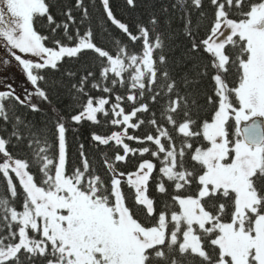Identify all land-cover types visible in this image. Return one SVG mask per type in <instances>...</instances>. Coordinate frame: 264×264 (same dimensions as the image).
Segmentation results:
<instances>
[{
  "label": "snow or ice",
  "instance_id": "1",
  "mask_svg": "<svg viewBox=\"0 0 264 264\" xmlns=\"http://www.w3.org/2000/svg\"><path fill=\"white\" fill-rule=\"evenodd\" d=\"M96 7L0 0V264H264V0Z\"/></svg>",
  "mask_w": 264,
  "mask_h": 264
},
{
  "label": "trees",
  "instance_id": "2",
  "mask_svg": "<svg viewBox=\"0 0 264 264\" xmlns=\"http://www.w3.org/2000/svg\"><path fill=\"white\" fill-rule=\"evenodd\" d=\"M74 0H57V8L53 9L54 14L64 5V4H71L73 3ZM162 2L170 6L172 3L175 2V0H162ZM114 3V10L118 14L119 17L123 18L126 16H139L142 14H145L148 9V5L150 3V0H138L139 7L136 9H130L129 7L126 6L125 0H113ZM96 9H90L93 17V25H103L104 28H106L109 32L113 34V36H119L120 33L119 31L111 25L110 22H106V18L103 16V11L102 8L100 7V0H96ZM159 7V5H157ZM0 55H3V51L0 50ZM91 56V54H88ZM67 67V65H66ZM71 104V99L70 96L67 93H63L60 97V101L58 102V106L63 109L66 106ZM71 111V108L68 109ZM17 111L21 114L29 115L30 119L33 120H42L44 117L42 116H35V115H30L27 113V110L24 108H18ZM67 114V113H65ZM49 116L51 114L49 113ZM75 129V131H73ZM106 127V122L101 121V126H94L90 123H84L82 125H71L69 132L67 133L68 137V143H69V158L70 160H73L76 157L77 149H78V144L80 142H86L88 141V138L90 137L91 132L96 131V132H105L107 131ZM145 129H141V131H144ZM135 146V145H134ZM14 151H19L23 153V149H14ZM104 151H110L108 149H104L101 147V153ZM95 158L98 161L100 159V153H95ZM2 183V181H0Z\"/></svg>",
  "mask_w": 264,
  "mask_h": 264
},
{
  "label": "rangeland",
  "instance_id": "3",
  "mask_svg": "<svg viewBox=\"0 0 264 264\" xmlns=\"http://www.w3.org/2000/svg\"><path fill=\"white\" fill-rule=\"evenodd\" d=\"M0 80L5 83H12L18 91L26 85L24 73L14 61L9 65L0 66ZM0 87H3V85H0Z\"/></svg>",
  "mask_w": 264,
  "mask_h": 264
}]
</instances>
